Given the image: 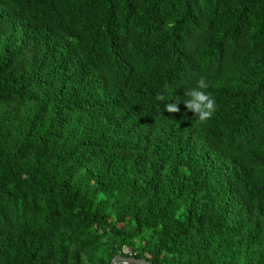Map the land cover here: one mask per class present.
Returning <instances> with one entry per match:
<instances>
[{
	"label": "trees",
	"instance_id": "1",
	"mask_svg": "<svg viewBox=\"0 0 264 264\" xmlns=\"http://www.w3.org/2000/svg\"><path fill=\"white\" fill-rule=\"evenodd\" d=\"M117 255L264 264V0H0V264Z\"/></svg>",
	"mask_w": 264,
	"mask_h": 264
},
{
	"label": "clouds",
	"instance_id": "2",
	"mask_svg": "<svg viewBox=\"0 0 264 264\" xmlns=\"http://www.w3.org/2000/svg\"><path fill=\"white\" fill-rule=\"evenodd\" d=\"M209 86V82L206 78L201 76L195 87L185 90L183 98L175 100V103H166L165 111L172 114L180 113L179 105L182 102L187 109V112L193 114V127L206 125L216 113V101L207 92ZM156 99L159 101H165L166 97L162 94H158Z\"/></svg>",
	"mask_w": 264,
	"mask_h": 264
},
{
	"label": "water",
	"instance_id": "3",
	"mask_svg": "<svg viewBox=\"0 0 264 264\" xmlns=\"http://www.w3.org/2000/svg\"><path fill=\"white\" fill-rule=\"evenodd\" d=\"M111 264H153V263L146 259H138L133 256L126 257L122 255H117L114 257Z\"/></svg>",
	"mask_w": 264,
	"mask_h": 264
},
{
	"label": "rangeland",
	"instance_id": "4",
	"mask_svg": "<svg viewBox=\"0 0 264 264\" xmlns=\"http://www.w3.org/2000/svg\"><path fill=\"white\" fill-rule=\"evenodd\" d=\"M125 252H128L129 253L130 251L128 249H126ZM85 260H86L85 261V263H86L87 262V259H85ZM87 264H88V262H87Z\"/></svg>",
	"mask_w": 264,
	"mask_h": 264
}]
</instances>
